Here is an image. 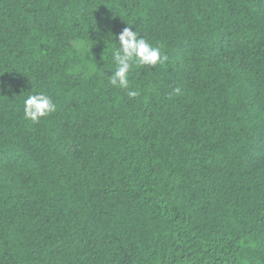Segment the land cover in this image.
<instances>
[{
  "label": "trees",
  "instance_id": "obj_1",
  "mask_svg": "<svg viewBox=\"0 0 264 264\" xmlns=\"http://www.w3.org/2000/svg\"><path fill=\"white\" fill-rule=\"evenodd\" d=\"M0 81V264H264V0H0Z\"/></svg>",
  "mask_w": 264,
  "mask_h": 264
},
{
  "label": "clouds",
  "instance_id": "obj_2",
  "mask_svg": "<svg viewBox=\"0 0 264 264\" xmlns=\"http://www.w3.org/2000/svg\"><path fill=\"white\" fill-rule=\"evenodd\" d=\"M99 33V29L97 31ZM117 39L111 32L108 33L109 37ZM118 47L112 50L111 59L115 65L112 75L109 77V83L113 87L126 89L129 98H137L140 93L136 90H129V76L134 66H150L163 65L168 57L162 54L159 47L150 44L140 33L133 31L131 27H125L118 35ZM3 88V82L0 81V89ZM11 90V86H8ZM179 88L174 89V94H180ZM56 111V104L52 98L44 92H37L28 95L23 101L24 118L33 123H38L42 118L49 116Z\"/></svg>",
  "mask_w": 264,
  "mask_h": 264
}]
</instances>
